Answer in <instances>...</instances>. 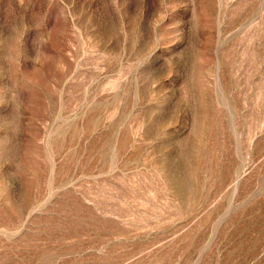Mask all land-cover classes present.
<instances>
[{"label":"rangeland","instance_id":"1","mask_svg":"<svg viewBox=\"0 0 264 264\" xmlns=\"http://www.w3.org/2000/svg\"><path fill=\"white\" fill-rule=\"evenodd\" d=\"M0 264H264V0H0Z\"/></svg>","mask_w":264,"mask_h":264}]
</instances>
